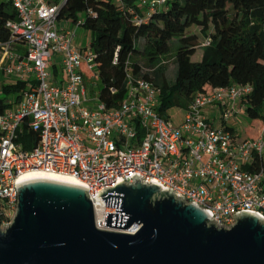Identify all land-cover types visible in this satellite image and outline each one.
Listing matches in <instances>:
<instances>
[{"label": "built area", "instance_id": "obj_1", "mask_svg": "<svg viewBox=\"0 0 264 264\" xmlns=\"http://www.w3.org/2000/svg\"><path fill=\"white\" fill-rule=\"evenodd\" d=\"M5 1L13 5L17 19L7 23L12 35L0 53L2 229L12 223L17 185L31 171L78 178L89 190L101 230L124 231L105 226L107 213L116 214L117 208L108 207L99 195L117 183H133L136 177L184 196L220 227L230 228L234 215L241 213L264 219V117L255 139L240 137L228 125L241 109L246 113L244 100L253 93L252 85L232 84L196 94L176 126L158 111L159 88L128 70L127 94L120 106L108 109L99 99L97 108H90L87 81L100 79L98 64L92 46L88 50L74 45L86 18L75 25L78 19L62 16L68 0ZM113 1L126 11V0ZM171 1L142 0L140 10L137 0L130 13L140 24ZM51 51L62 56L65 78L48 71ZM20 83L23 89L6 93V88ZM215 108L221 113V126H216V113L210 112ZM25 129L39 134L28 151L20 141ZM133 227L126 232L135 233Z\"/></svg>", "mask_w": 264, "mask_h": 264}, {"label": "water", "instance_id": "obj_2", "mask_svg": "<svg viewBox=\"0 0 264 264\" xmlns=\"http://www.w3.org/2000/svg\"><path fill=\"white\" fill-rule=\"evenodd\" d=\"M12 223L0 227V264H264V219L234 215L230 228L184 196L140 177L102 197L116 214L96 226L86 187L39 179L17 185ZM138 225L135 233L126 232Z\"/></svg>", "mask_w": 264, "mask_h": 264}, {"label": "trees", "instance_id": "obj_3", "mask_svg": "<svg viewBox=\"0 0 264 264\" xmlns=\"http://www.w3.org/2000/svg\"><path fill=\"white\" fill-rule=\"evenodd\" d=\"M126 2L125 12L113 0H68L62 10V16L74 20L80 13L93 12L86 14L83 26L93 34L100 101L108 109L120 106L127 94L128 70L159 88L158 111L165 118L172 108L185 110L198 93L250 84L253 93L244 100L246 114L253 123L260 121L261 127L258 135L249 138H258L264 117V0H173L140 24L130 13L137 0ZM16 19L13 5L0 0V53L12 35L7 23ZM173 41L177 74L170 82L160 59L171 54ZM199 49L202 59L194 61ZM24 86L20 83L5 91L9 94ZM38 139L37 132L25 129L20 141L28 151Z\"/></svg>", "mask_w": 264, "mask_h": 264}, {"label": "rangeland", "instance_id": "obj_4", "mask_svg": "<svg viewBox=\"0 0 264 264\" xmlns=\"http://www.w3.org/2000/svg\"><path fill=\"white\" fill-rule=\"evenodd\" d=\"M139 1L140 10H144V2L142 0ZM145 1V0H144ZM146 2H150V0H146ZM163 8H160V10ZM162 11V10H161ZM86 18L85 13H80L78 16V22L75 23V25H78L80 21ZM93 41V34L90 30L86 29L84 26L80 25L77 36L74 40V45L87 48L88 50L91 49V42ZM24 46L20 45V52L25 53V50L23 49ZM22 49V50H21ZM52 52L53 55V61L50 62L48 71L53 74V76L62 79L66 77V74H64V71L62 69V56L61 55H54V52ZM177 52V43L176 41L172 42V52L170 55L162 57L160 59L161 65H163L166 69L167 77L170 82H174L176 79L177 74V65L175 61V55ZM203 49H199L197 51V54L194 56V61H200L202 59ZM137 58L134 56L131 59V62H136ZM54 80V79H53ZM88 86V97H89V104L87 105L90 108H97V104L99 103V93L102 89V84L100 79H92L87 81ZM210 112H215L217 116V122L216 126H221V120L219 119L221 117V113L219 112L218 108H215L214 110L210 109ZM185 110L181 108H172L168 111L167 117L168 119L176 126L180 125L184 118H185ZM228 125L232 126L236 133L240 137H249V136H256L259 134L261 123L260 121H255L254 123L251 121V119L247 116L244 110L241 109L239 114L235 117L232 116L230 121L228 122Z\"/></svg>", "mask_w": 264, "mask_h": 264}, {"label": "bare ground", "instance_id": "obj_5", "mask_svg": "<svg viewBox=\"0 0 264 264\" xmlns=\"http://www.w3.org/2000/svg\"><path fill=\"white\" fill-rule=\"evenodd\" d=\"M22 179L24 183L32 180L47 179L85 187V185L78 178L72 175L53 172L31 171L26 173ZM138 229L139 226L135 225L131 229V232L137 231Z\"/></svg>", "mask_w": 264, "mask_h": 264}, {"label": "crops", "instance_id": "obj_6", "mask_svg": "<svg viewBox=\"0 0 264 264\" xmlns=\"http://www.w3.org/2000/svg\"><path fill=\"white\" fill-rule=\"evenodd\" d=\"M88 80H91V79H88Z\"/></svg>", "mask_w": 264, "mask_h": 264}]
</instances>
